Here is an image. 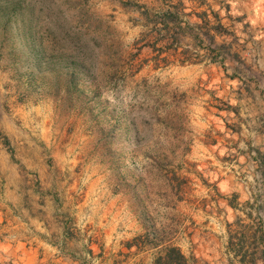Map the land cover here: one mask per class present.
<instances>
[{
    "label": "rangeland",
    "instance_id": "obj_1",
    "mask_svg": "<svg viewBox=\"0 0 264 264\" xmlns=\"http://www.w3.org/2000/svg\"><path fill=\"white\" fill-rule=\"evenodd\" d=\"M177 4L0 0V264H264V86Z\"/></svg>",
    "mask_w": 264,
    "mask_h": 264
},
{
    "label": "crops",
    "instance_id": "obj_2",
    "mask_svg": "<svg viewBox=\"0 0 264 264\" xmlns=\"http://www.w3.org/2000/svg\"><path fill=\"white\" fill-rule=\"evenodd\" d=\"M177 2L180 15L176 17L172 12L174 19L163 20L164 27L184 28L181 30L184 34L182 39L186 38L188 32L191 39L195 38L196 41L201 40L202 35L208 46H213L211 48L213 52L218 48V54L221 53L220 49H224V55L227 56L224 64L229 65V71L239 70L240 66L242 68L244 66L248 71L246 79L240 81L239 78L234 77L231 88L242 86L255 89L260 85L264 86V0H177ZM166 7L167 5L165 8H159L162 19L171 13ZM170 30L169 33H173L176 37L177 34ZM237 64L240 66H236ZM222 70L224 68L218 64V71ZM217 78L218 87H224L228 77L218 74ZM212 81L216 82L214 77ZM232 93L230 92V96H234ZM214 95L218 98V94L214 93ZM240 97L248 98L244 92L240 93ZM241 98L228 99L226 103L234 106L239 100L241 104L253 101L251 98L247 100ZM224 100L226 101V98ZM233 106L229 112H226L232 119H236L240 114L254 120L261 118L248 110L233 111ZM214 110L218 113V119L224 118L226 113L216 108Z\"/></svg>",
    "mask_w": 264,
    "mask_h": 264
},
{
    "label": "trees",
    "instance_id": "obj_3",
    "mask_svg": "<svg viewBox=\"0 0 264 264\" xmlns=\"http://www.w3.org/2000/svg\"><path fill=\"white\" fill-rule=\"evenodd\" d=\"M186 257L177 246L166 245L157 256L156 264H186Z\"/></svg>",
    "mask_w": 264,
    "mask_h": 264
}]
</instances>
